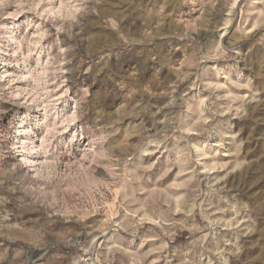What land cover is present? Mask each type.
Masks as SVG:
<instances>
[{"label":"rangeland","instance_id":"rangeland-1","mask_svg":"<svg viewBox=\"0 0 264 264\" xmlns=\"http://www.w3.org/2000/svg\"><path fill=\"white\" fill-rule=\"evenodd\" d=\"M0 264H264V0H0Z\"/></svg>","mask_w":264,"mask_h":264},{"label":"bare ground","instance_id":"bare-ground-1","mask_svg":"<svg viewBox=\"0 0 264 264\" xmlns=\"http://www.w3.org/2000/svg\"><path fill=\"white\" fill-rule=\"evenodd\" d=\"M50 3V2H49ZM61 4V3H60ZM64 4V3H63ZM59 5V4H58ZM65 5V4H64ZM55 6H57L56 4H55ZM65 8H66V5H65ZM69 10V9H68ZM40 11V10H39ZM45 11V10H44ZM51 13L54 17H58V14H61V12H64L63 11V5H59L58 6V8L57 7H51V8H49V9H47V11H46V13L48 14V13ZM39 14V13H38ZM62 15V14H61ZM14 16V15H13ZM60 16V15H59ZM57 17H56V19H57ZM51 19H52V16H51ZM31 22V21H30ZM36 22V21H35ZM28 24V23H27ZM32 24V23H31ZM41 24V23H40ZM38 22L36 23V25H35V32H36V34L38 33L39 34V36H37V37H35V38H33V41H32V46H28V51H34L35 52V54L37 55V57H36V59H35V63H36V65H38V67H39V65L41 66V69L39 70L40 72H42V74H40V72H35V73H33L30 69L29 70H27V71H25V72H23V73H25L26 75L25 76H27V75H35V76H33V81L36 83V85H38V82L40 81V79H42L43 78V74H45V72L47 71V65L46 64H48L49 62H50V60L51 59H49L48 58V56H50V54L51 53H44L45 55H40L41 54V50H43V48H44V46H43V43H42V39H44L43 37H44V35H45V33L47 32V28H45V27H43V26H41ZM47 27V26H46ZM8 29H10L9 27H8ZM49 31V30H48ZM6 33H12V30L10 29V30H8V31H6ZM8 36V35H7ZM33 36H34V34H33ZM10 38H12V36L10 35L9 36ZM46 37V36H45ZM15 38V37H14ZM11 40H13V38L11 39ZM15 40V39H14ZM45 41V40H44ZM16 42V41H15ZM18 43H19V41H17ZM45 43V42H44ZM50 43V42H49ZM31 44V43H30ZM50 48V47H49ZM49 48H47V49H49ZM18 48H16V50H17ZM46 49V48H45ZM46 49V50H47ZM20 51V50H19ZM45 51V50H44ZM50 52V51H49ZM28 55V54H27ZM44 58V59H43ZM43 60H46L45 61V63H44V65H43ZM25 66H26V64H24V70H26L25 69ZM6 71V70H5ZM32 73V74H31ZM9 74V73H8ZM46 75V74H45ZM25 78V77H24ZM43 83V82H42ZM40 86V85H39ZM33 88H36V87H33ZM45 88H47V87H45ZM42 89V88H41ZM43 90H44V88H43ZM46 90V89H45ZM46 93V92H45ZM38 95V94H37ZM33 97V96H32ZM29 100V99H28ZM37 101V100H36ZM47 103V102H46ZM35 105V104H34ZM45 109V108H44ZM45 112V113H44ZM43 113L44 114H40L37 118V124L38 125H40V124H42V123H44L45 124V121H46V114H47V111H46V109H45V111H44ZM55 117V116H54ZM66 118V117H65ZM76 117L74 116V114H70L69 115V118L67 119L68 120V122H73L74 121V119H75ZM53 121H54V119H53ZM53 121H51V123H49V121H48V123L49 124H45L46 125V127H48V126H50V127H48V129H46L45 130V132H47V133H50L51 131L53 132V129L55 128L54 127V125H56ZM62 124H63V122H62ZM71 126V124H67L66 126H65V128H69ZM45 127V128H46ZM24 129V128H23ZM54 130H56V129H54ZM23 131H25V132H31V129H24ZM57 131V130H56ZM54 133V132H53ZM33 134H34V137L36 138V137H38V139H39V144L38 145H36V146H39L40 147V145H42L44 142H45V140H47L46 138H45V135H40L41 137H39V136H37L38 134H37V131H35V132H33ZM31 143H35V141L33 140V141H31ZM26 145V144H25ZM25 145H23L22 146V148H23V150L26 148V146ZM90 147V146H89ZM32 149V148H31ZM93 151V150H92ZM24 158V160L25 159H27V161H29V158L27 157V155H25L24 154V156H23ZM32 161V160H31ZM32 162H34V161H32Z\"/></svg>","mask_w":264,"mask_h":264}]
</instances>
